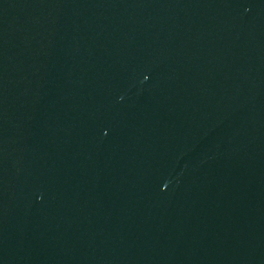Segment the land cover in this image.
Instances as JSON below:
<instances>
[{
	"label": "water",
	"instance_id": "obj_1",
	"mask_svg": "<svg viewBox=\"0 0 264 264\" xmlns=\"http://www.w3.org/2000/svg\"><path fill=\"white\" fill-rule=\"evenodd\" d=\"M0 264H264V0H0Z\"/></svg>",
	"mask_w": 264,
	"mask_h": 264
}]
</instances>
